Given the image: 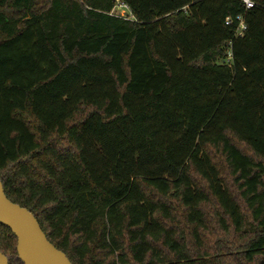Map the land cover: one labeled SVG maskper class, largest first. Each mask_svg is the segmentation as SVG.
Listing matches in <instances>:
<instances>
[{
    "label": "trees",
    "instance_id": "obj_1",
    "mask_svg": "<svg viewBox=\"0 0 264 264\" xmlns=\"http://www.w3.org/2000/svg\"><path fill=\"white\" fill-rule=\"evenodd\" d=\"M250 1L0 0V182L71 264H264Z\"/></svg>",
    "mask_w": 264,
    "mask_h": 264
},
{
    "label": "water",
    "instance_id": "obj_2",
    "mask_svg": "<svg viewBox=\"0 0 264 264\" xmlns=\"http://www.w3.org/2000/svg\"><path fill=\"white\" fill-rule=\"evenodd\" d=\"M0 226L15 236L17 258L22 264H71L66 255L47 240L35 217L7 199L1 182ZM0 264H8L1 252Z\"/></svg>",
    "mask_w": 264,
    "mask_h": 264
},
{
    "label": "built area",
    "instance_id": "obj_3",
    "mask_svg": "<svg viewBox=\"0 0 264 264\" xmlns=\"http://www.w3.org/2000/svg\"><path fill=\"white\" fill-rule=\"evenodd\" d=\"M243 1V3H244V5H245V7H246V9H250V8H252L253 7V3L250 1V0H242ZM120 8H124V6H119ZM237 20L239 21V23H240V27H239V30L240 31H242V30H244V25L242 24V21H241V18L239 17V18H237ZM231 22L229 21V20H226V25H229Z\"/></svg>",
    "mask_w": 264,
    "mask_h": 264
},
{
    "label": "rangeland",
    "instance_id": "obj_4",
    "mask_svg": "<svg viewBox=\"0 0 264 264\" xmlns=\"http://www.w3.org/2000/svg\"><path fill=\"white\" fill-rule=\"evenodd\" d=\"M114 13L116 15H124L123 10L120 7L115 8ZM215 237H216V233H213L211 231L208 232V240H210V239L214 240ZM212 255H213V252H212ZM12 261H14V260H12Z\"/></svg>",
    "mask_w": 264,
    "mask_h": 264
}]
</instances>
